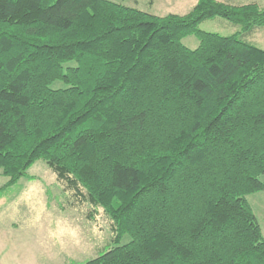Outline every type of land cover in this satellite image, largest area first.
I'll use <instances>...</instances> for the list:
<instances>
[{"label": "trees", "instance_id": "trees-1", "mask_svg": "<svg viewBox=\"0 0 264 264\" xmlns=\"http://www.w3.org/2000/svg\"><path fill=\"white\" fill-rule=\"evenodd\" d=\"M217 18L240 31L200 30ZM262 29L256 4L0 0L4 189L44 161L71 205L102 209L114 245L80 264H264Z\"/></svg>", "mask_w": 264, "mask_h": 264}, {"label": "rangeland", "instance_id": "rangeland-1", "mask_svg": "<svg viewBox=\"0 0 264 264\" xmlns=\"http://www.w3.org/2000/svg\"><path fill=\"white\" fill-rule=\"evenodd\" d=\"M110 1L165 17L186 16L199 0ZM216 1L233 7L252 2ZM199 28L227 37L240 31V27L219 18L205 21ZM251 41L264 50V29L256 32ZM183 42L192 50L200 45L195 36ZM54 87L63 86L56 84ZM8 180L0 177V231L4 230L0 232V264H80L96 257L105 247L114 245L110 218L102 209L91 213L88 206L78 204L76 200L71 205V199L76 197L65 193L44 161L35 163L16 185L4 189ZM248 200L264 232V191L250 195ZM2 223L10 225L3 229ZM129 241L126 237L122 244Z\"/></svg>", "mask_w": 264, "mask_h": 264}, {"label": "crops", "instance_id": "crops-1", "mask_svg": "<svg viewBox=\"0 0 264 264\" xmlns=\"http://www.w3.org/2000/svg\"><path fill=\"white\" fill-rule=\"evenodd\" d=\"M250 4H256L261 10H264V7L262 6V5H264V0H252V2H249ZM262 4V5H261ZM12 224V223H11ZM8 225H10L9 223L8 224H6V225H4L3 223H2V226H1V228H5V227H7ZM6 231H7V229H5ZM4 230H1L0 232H3ZM7 232H9V231H7ZM3 246H4V242H3Z\"/></svg>", "mask_w": 264, "mask_h": 264}]
</instances>
